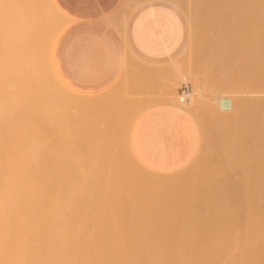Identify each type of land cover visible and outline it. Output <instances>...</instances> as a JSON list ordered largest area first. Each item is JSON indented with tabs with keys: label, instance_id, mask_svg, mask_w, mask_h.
<instances>
[{
	"label": "bare ground",
	"instance_id": "obj_1",
	"mask_svg": "<svg viewBox=\"0 0 264 264\" xmlns=\"http://www.w3.org/2000/svg\"><path fill=\"white\" fill-rule=\"evenodd\" d=\"M25 1L26 0L23 1L25 5L22 4L23 3L22 0L21 1L15 0V2H14V0H12L11 4L14 3L16 5V7H19V8H17V9H19V10H17L18 13H19V11H20V13H24V12H26L25 10H27L26 18L36 17L37 15H40L41 13L44 14V12H47V11H45L47 8L46 9L41 8L40 12L37 11V9L40 7L39 6L35 7V6H37L36 2H29V0H27L26 2ZM30 1H32V0H30ZM217 1H219V0H217ZM253 1H255V0H253ZM1 2H2L1 5L3 6L6 2L9 3L10 1L0 0V3ZM42 2H44V0H42ZM194 2L196 3V1H194ZM16 3L18 5L19 4L20 5L18 6ZM225 3H223V4H225ZM14 4L9 5V6L15 7ZM220 4H222V3H220ZM248 4H249V2H248ZM252 4H251V0H250V5H252ZM189 5H191V4H189ZM234 5H233V7H234ZM250 5H248V7ZM258 5H261V4H258ZM9 6H6V8L9 9L10 8ZM217 6H218V3H217ZM226 6H227V4H226ZM191 7H193V6H191ZM221 7H223V5ZM6 8L0 7V11L3 9H4V11L8 10ZM252 9H251V11L254 12L255 9H253V10ZM262 9L264 11V7ZM262 9L259 11V8L258 7L256 8V10L259 11L258 15H261L260 12H262ZM22 10H24V11H22ZM29 10H31L30 12L31 13L33 12V13L31 14L29 12L30 13L29 14L28 13ZM41 10H43L44 12ZM196 10H198V7ZM226 10H227V8H226ZM4 11H1V13ZM34 12H36V13H34ZM49 12H50V10H49ZM196 12L197 11H195V13ZM216 12L218 13L217 9H216ZM38 13H40V14H38ZM50 13H52V12H50ZM226 13H228V12H226ZM255 13H257V11ZM255 13H252V14L254 15ZM6 14H7V12H6ZM9 14L10 15H7V17H9V19H10V16H11L13 19V16L15 14L14 13L13 14L9 13ZM33 14L35 16H33ZM47 14H48V16L47 15L46 16L49 17V19H47L45 17V15H44V17L42 15H40L41 18L38 17L37 20L34 18L31 19L34 22L29 21V19L27 22V19H25V17H24L25 13L22 15V19L24 17V20L20 19L21 16L19 18L17 16H14V19L15 20L17 19L18 21H15L14 19H13V21H11L12 25L13 24L15 25V27H14L15 29H13V31L14 30L17 31V33L15 31L13 33H15V35H16L20 32L19 26L22 29H24V31L26 30L27 32H29L28 35L32 34V36H36V34L34 35V32H35L34 30L36 28H37L36 29L37 32L39 30V34L41 33L40 31H42V30H43V32L41 34L46 33V31H48L46 28L49 27V25H48V27L46 25L47 22L50 20H51L50 22H52L53 21L52 18H54V17L50 16L49 13H47ZM28 15H31V16H28ZM241 15H243V14H241ZM256 15H255V18H257L256 24H255V21H253L254 24H252V25L257 26L258 25L257 22L262 21L263 20L262 17L264 15H262V17L259 16L261 18L259 21H258L259 17ZM5 16L6 15H4V17ZM208 16L210 17L209 14H208ZM224 16H225V14H224ZM7 17H6L7 20L5 23H9V21H10ZM230 17H231V15H230ZM44 18H45V20H44ZM210 18H212V17H210ZM40 19H42L45 22H43ZM46 19L48 21H46ZM215 19H216V16H215L214 20ZM243 19H245V18H243ZM1 20H3V19H1ZM231 20H233V19H231ZM240 20H242V18ZM245 20L250 21V19L248 20V18H246ZM217 21L218 20L216 19V21H214V22L217 23ZM3 22H1V23L3 24ZM230 22H232V21H230ZM30 23H32V25ZM40 23L41 24L46 23L45 24L46 26L45 25L43 26ZM216 23H215V25H216ZM249 23H251V22H249ZM262 23L263 22H260L261 26H262ZM2 24H1V27H3ZM18 24H19V26H18ZM21 24H25V25L29 24V26L23 27L24 25L21 26ZM33 24L34 25L37 24V25H35V27L36 26L37 27L33 28V26H34ZM50 25H52V24H50ZM40 26H42L44 28L46 27L45 28L46 31ZM250 26H248V29L250 28ZM256 26H254V27H256ZM6 27H8L9 31L7 30V28H5L4 30L6 33L1 34L0 38L2 37V35L5 36V37L3 36L1 39H4L5 42L8 40L7 43L4 42L7 47L8 46L10 47V45H11L10 43L13 41L12 46L10 47L11 49H9V50H12V49L14 50V47H15L14 44L15 45L18 44L17 46H19V43H21L20 41L22 39L20 40V38H17V39L15 38V37H18V35L15 36L12 32H10L11 29H10L8 24ZM216 27H218V26H216ZM242 27H244V26H242ZM254 27L252 26V28H254ZM262 27H259V29ZM27 28L30 31L27 30ZM40 28H42V29L40 30ZM213 28L214 27L212 25V29ZM223 28H225V27H223ZM246 28H247V26H246ZM252 28H250V29H252ZM50 29H51V27H50ZM219 29H217V30H219ZM257 29H258V26H257L256 30ZM24 31H22V32H24ZM49 31H51V30H49ZM237 31H240V30H237ZM237 31H236V34L239 35V37L241 39H243V37L240 36V34L242 33L243 30L240 31L241 32L240 34H239V32L237 33ZM260 31H262V30H260ZM37 32H35V33H37ZM245 32H244V35H245ZM250 32H252V30ZM250 32H248V33H250ZM7 33L9 35V39H8ZM10 33H12V34H10ZM226 33H228V32H226ZM256 33H260V32L258 31ZM263 33H264V31H263ZM263 33H262V35H263ZM49 34H51V33H49ZM49 34L47 33L46 37ZM13 35L15 37H13ZM231 35H234V34H231ZM32 36L30 35V37H28L31 40V41H29V43L30 44L32 42H33V44L37 43V41L34 43L35 37H34V39H31V38H33ZM41 36H43V35H41ZM41 36H38V37H41ZM254 36H255V34H254ZM254 36L252 38H254ZM11 38L13 40H11ZM234 38H235V36H234ZM237 38L238 37L236 36V39ZM246 38L249 39L248 35ZM252 38H250V39H252ZM263 38H264V36H263ZM1 39H0V42L3 41ZM36 39H37V37H36ZM248 39H247V41H249ZM255 39H256V37H255ZM17 40H18V42L15 43V41H17ZM39 40L42 41V43L45 41L44 39H42V37ZM47 41H48V39H47ZM245 41H246V39H245ZM242 42H244V41H242ZM251 42L253 44V41H251ZM27 43L28 42H26V45H28ZM241 43H239V45ZM33 44H31V45H33ZM44 44H46V43L44 42L42 45H41V43L40 44L37 43L36 45H41L43 47ZM246 44H247V42H246ZM23 45H24V43H23ZM208 45H209V43H208ZM249 45H251V44H249ZM249 45L247 44V46H249ZM255 45H256V43H255ZM0 46L2 47L1 44H0ZM46 46L47 45H45L44 49L46 48ZM210 46H211V44H210ZM237 46H238V44H237ZM261 46L264 47V44H262ZM7 47H5V48L8 49L9 47L8 48ZM24 47H26V46H24ZM243 47H244V45H243ZM262 47L260 49L261 52L263 50ZM234 48H235V46H234ZM236 48H235V50H236ZM251 48H252V45H251ZM257 48L259 49V47H257ZM22 49H24V48H22ZM41 49H43V48H41ZM242 49H245V48H242ZM1 50H0V54H1L0 55V60H1L0 63L3 61L9 63V61L3 60L4 59L3 55L6 54L5 53L6 51L5 50L1 51ZM9 50H7V51H9ZM16 50L18 52L20 49L18 48V49H15L14 51H16ZM207 50H208V48H207ZM230 50H231V48H230ZM248 50H245V51L248 52ZM238 51H239V49H238ZM252 51H255V50L253 49ZM9 52H11V51H9ZM196 52H197V50H196ZM207 52L209 53V51H207ZM261 52H258V53L260 54ZM263 52H262L261 56L264 54ZM18 53H20V52H18ZM18 53H16L17 54L16 55L12 51L11 56H13L12 54H15L16 55L15 58H16L18 56ZM239 53H241V52H239ZM251 53H253V52H251ZM211 54H212V51H211ZM211 54L210 53H209V55L207 54L209 56V58H210ZM253 55H255V54H253ZM6 56L8 58V53ZM11 56H10V58H14ZM41 56L42 55H40V58L44 59V57H41ZM208 56L207 57L204 56V57L208 58ZM257 56H258V54H257ZM19 57H17L18 60L21 59L22 61L23 60L25 61V59H23L24 57H22V58L20 57V59H19ZM213 57H214V55H213ZM215 57L218 58L216 55H215ZM34 58L31 57V60ZM40 58L38 57V59H40ZM232 58H234V57H232ZM237 58H239V57H237ZM14 59H12V61L10 59V61L13 62ZM17 59L15 60V62L18 61ZM43 59H42V62L45 63L43 61ZM213 59L215 60V58H213ZM234 59H236V58H234ZM250 59H251V57H250ZM263 59H264V57H263ZM8 60H9V58H8ZM21 60L18 62L21 63L22 62ZM258 60H259L258 67H255L254 65H253L254 67H244V66L239 67L240 69L237 67L239 70L235 67L236 71L237 72L240 71V72L234 73L235 71H233L232 73H229V74L232 75L234 80L236 78L238 79V77H240L239 79H241L242 81L236 79L237 82L235 83L236 80L233 81L235 83L234 84L231 81V80H233V78L229 77V79L231 78V80L227 81V82H230V84L232 82L234 88L232 89V87L229 88V86L228 85L227 86L229 88L230 93L232 90H233V92H235V90L237 92L240 89V93L242 91L243 94H246L247 92L250 94V91H251V95H253L252 94V91H253V93L256 92L255 94H258V95L260 94L259 96H261V97H257L254 94L256 97L255 99L251 95H250V98H245V97L243 98L244 95L241 94L242 99H239V100L237 99L236 101H231L232 99L224 98V100L221 99L218 101L219 102L218 106L214 105L215 107H209V110L213 113H211L208 110V112H209L208 115H210V113L214 114V115H212V117L216 118L215 114H217V116L219 117V118L217 117L216 119L213 118V120L215 121V123L213 121V124L215 125V127L212 124V128L214 127V129H215L214 130L215 133L212 132V133H214L213 134L214 140H209V138H207V140L205 139L206 140L205 142L203 141L204 142V145L202 144L203 148L205 147V149L207 151L206 153L204 152L205 157L201 154L199 159L198 160L196 159V163L190 164L183 172L178 173V174H173V175L171 173H162V174H160V173L155 174L153 172L151 173L148 171L149 169L146 170V167L144 165H142L140 163V161L136 160L137 158L134 156L133 150H130V149H132L131 143L128 142V140L131 139V137H129V135H130V133L132 134V132H129V135H128V131H130V130H127V133L125 132V135H124L123 134L124 130L122 129L123 135L121 134V140L124 139L125 142L124 141L122 142L119 140L121 143H123L121 145H123V146L127 145V147H126L127 150L125 149V147H122L120 145V142L118 141V138H117L118 132H116V131H118L117 130L118 125L116 127H114V126L119 123V122L117 123V121H118L117 119L119 117H122V116H118V113L117 114L115 113L117 111V109L115 111L112 110L114 112V114L111 113V111H107V114H108V112L111 113L108 115L103 114V112L100 113L102 111L101 107L104 108L105 104L109 102L110 98H111L110 100H112V102L115 100V97L117 96V94H119V93H117L118 92L117 90H116L117 92H115V89H114V92H112V93H117V94H114V95L113 94L110 95L111 93L108 94L109 97L112 96L114 98V100L112 99V97H110L107 101L108 97L106 95L105 96L106 100H104L105 103L103 104V106H101V103H103V99H104V97L101 95L102 93L94 94V95H87V94L83 95V94H78L75 92L70 93V90L67 89V90H69V93L71 94V96L74 94L71 98V100H73V101H71V102L73 103L72 105H74V107H75V105H77L75 107V110L78 112L77 113L78 115H76V116H79V117L81 116L80 117L81 119L79 117L75 116L76 119L74 120L75 117L73 116L74 118L73 117L71 118L72 115L70 116V118H69V116H67V119H66V117L64 115L63 119L65 118L66 120L63 121V120H61L62 117L60 119L58 117H59V115H62L64 113V111H66L63 106L66 105L65 103L68 100L67 96H64L67 98V100H65L64 97L59 100V97L55 96L57 98L58 103H59V101L62 102L61 103L62 110H60L61 108L59 105H58L59 107H57L56 105H54V103H52V101H54L53 100L54 98L52 97V99H51V95L53 94L52 96H54V94L56 92H54L53 90H52L53 92H51V90H50L49 92H51L52 94L49 92H47V93H49L51 95L46 93V95L50 96V98L46 97L47 103H46V101H45V103L43 101H41L42 103H38L39 102L38 98H40V96H41V95H39L40 93L37 94V96L39 95V97H37V99H35L36 96L33 92V89L28 88L29 86H31L32 88L35 86L32 84H34L37 79L32 81V79L36 78V77H32V75L34 74V72H35V74L33 76H36L39 74V73L37 74L35 70H37V72H38V69H40V70L43 69V68L41 69V67H39L40 63L38 64L37 59H36V62L34 61V63L32 64L33 66L31 65L32 67H23L24 65L22 63H21L23 65L22 67H20L21 64L19 65V63H16V66L18 64L19 67H15V66L9 67L8 65L9 64L11 65V63L7 64L8 67H4V66L0 67V114H1L0 122L5 123V124H6V122L9 124V121L12 123H15L16 120L11 121L12 119H10V117L11 118L15 117L14 115H16V113H17L16 117H19L20 112H18V110L21 108V106H23L21 103L24 102L25 105L23 107L25 109L23 107L22 108L24 110L30 109V110H32L31 112L34 111L36 114H34V113L31 114V112L28 111L31 114L30 118L27 120V118H28V116H27V118L24 117V119H23L24 121H26L28 123V125L24 126V124L26 122L25 123L24 122L18 123V124H21V127L20 126L19 127L22 130L23 136H24V133L26 135V131L25 130L23 131L24 128L25 129L27 127H28V129L31 128L30 129V131H31V130H34L38 127V130L36 129V131L37 132L40 131V132H42V134L44 132L45 133L44 135H46L47 134L46 133L47 128H48V126H50L48 129V132L52 129L50 132L53 135H51L50 132L48 133V135L50 134L51 137L46 136L47 138H45L44 135H40L41 139H39V140H42V138H44L43 139L44 142H42V143L45 144V142L47 141V144H45V145H48V146L51 142L52 143L50 145L52 146L54 143L53 142L54 140L61 144V141H58L59 140L58 134H59V132H62V128L64 130L65 129L64 126H66V129H70V131L69 130L67 131L65 129L62 132L61 136L59 135V137L63 140L68 137L67 139L69 140L72 137H74V135H76L75 137L77 140L79 138V142L77 140H75V137H74V140L77 142L73 143V146L77 145V143H78L79 145H77V146H79V148H78L79 151L76 148L77 146H75V148H76L75 152L78 151V153H79L80 149L82 150L84 148L81 151V154L80 155L78 154V155L80 156L79 159L80 160L82 159V162L84 160L87 161V162L84 161V163H82L81 161L79 162V159L77 158L78 162L72 163L73 160H70L71 162L67 163L69 160V158L67 159V157H68L67 156L63 159V161L66 160L67 162H64V163L60 162V161H62L61 157H60L61 159L59 160L60 163L57 161V159H55L58 157H55V158L53 157V159L51 161L53 162V160H54L55 161L54 163L50 162V160H48V157L50 159L51 155L48 156L49 153L47 154V151L52 150V151H50V153L51 152L55 153V152H57L56 147H58V152L60 151L59 146H61V145L58 144L59 146H57L56 142H55L54 143L55 146H52V149H50L51 146H49L47 148L44 145L43 149L46 147V151H45L46 154H45V152H43V149H40L41 151L38 149V151L42 152L41 154H43V156L38 155L39 158L40 157L41 158L40 159L37 158V162L31 161L32 162L31 163L29 160H34V158L36 156L33 157V159H32L30 154H32L36 149H33V152H32L31 151L32 149L29 151V148L26 146L30 145L29 146L30 148L34 147L32 145L33 144L35 145V142L29 143V142H32V140H30L32 135L30 136V139L28 137H27L28 139L25 137L26 140H24V141H27V142H28V140H30V141L28 142V144L26 142V146H25V144L23 146L20 143L21 139L23 138L22 134H20L21 131L20 130L16 131L19 129L17 127L18 126L17 122L14 125V127L12 126V128L8 124L6 126H5V124H2V123L0 124V126L2 125L0 127V130L2 131L1 133L5 134L4 129H2V127L3 128L6 127V130L8 133H9V130L12 129V131H10V132H13L14 135H16L17 132H18V134L21 135V137H20V135H17L21 138V139H18L19 144H21L22 147H24V150H22V151H23V153H25L26 156L28 155V157H26V156L25 157L29 159L27 161L28 163L27 162L25 163V161H24L25 157H23L24 154L20 153V151H19V153L22 155H20V157H19V154H18V156H16L17 158L14 157L16 160H13V163H9L12 161H7L8 163H6L5 161H2V160L0 161V162H2V163H0V264H264V64H263V67H261L262 66V64H261L262 60L261 61H260V59H258ZM246 61H249V59ZM5 62H4V64H5ZM15 62H13V63L15 64ZM30 62H32V61H30ZM39 62H41V61H39ZM28 63H29V61H28ZM35 63H37L39 66L36 64L37 66L35 67V70H34L33 67H34ZM25 64H27V63H25ZM29 64H27V66ZM257 64H258V62H257ZM199 65H200V63H199ZM211 65H213V64H211ZM42 66H44V64ZM238 66H240V65H238ZM7 68H9V72L7 71L8 70ZM209 68L211 69V66ZM221 68H219V71ZM225 68L226 67H224V69ZM203 69H204V67H203ZM224 69L222 68L223 72H222V70L219 72V71H217V69L216 70L211 69V70L214 71L216 76H220L222 73L226 72V71H224ZM227 69H228V67H227ZM33 70H34V72L32 73ZM43 70H44L43 75L48 76V74H49V76H48V78H49L51 74L48 73L47 75H45L47 73V71H46L47 69L44 68ZM233 70H235V69H233ZM30 71H31L32 75L30 74ZM125 71H126V73H124V74H126V77H127V69ZM125 71H123V72H125ZM198 71L199 70H197V72ZM216 71L218 73H221V72L222 73L219 75L216 73ZM5 72H6V76L10 77V80H9L10 82L12 80L13 84H15V85H16V83L18 84L17 87H19V84H20L23 88H25L24 82L25 83L27 82L26 87L28 86L27 88H28L29 92L30 91L32 92V93L27 92L29 94L25 93L27 95L26 98H28V100L30 99L29 101L26 98H24L25 97V95H24V97H23L24 101H22L19 98L20 99L19 101H22V102H19V105H15V103L17 102L16 100H14L16 102L13 103L14 101L11 98H13V96L16 95L15 94L16 91L21 93V91H19V90L22 87L19 88V90H16L17 87H14V85L12 84V87H14V88H12V87H9V88H12L13 90L12 89H10V90H12L13 92L10 90L8 92L7 91L8 88H5L6 92H4V87L2 88V81L6 77ZM7 72L9 73V76H8ZM40 73L42 74V72H40ZM172 73H173V71H172ZM191 73L193 74L192 77H194V73L193 72H191ZM205 73H207V72H205ZM233 73L235 74L234 76H233ZM240 73L242 74V76L240 75ZM207 74H205V75H207ZM188 75H189V73H188ZM215 75H212V76H215ZM52 76L58 82L55 75L53 74ZM235 76H238V77L235 78ZM154 77H152V78H154ZM122 78L126 79L124 77H122ZM196 78L197 77H195V82H199ZM220 78H221V76H220ZM40 79H42V78H40ZM49 79L45 78L44 80H47L46 82H48V83L50 82V84H48V85L49 86L52 85L51 86V89H52V87L55 85V83H53ZM38 80L36 82H38V84H39ZM205 80H206V78H205ZM221 80L222 79H220V81ZM223 80H225V78ZM40 81H42V80H40ZM10 82H9V84H10ZM32 82H34V83H32ZM239 82H241V83H239ZM22 83L24 85H22ZM30 83H31V85H27ZM38 84H37V87L35 86V89H37L39 87ZM59 84H61V83H59ZM155 84H156V81H155ZM221 84H222V82H221ZM41 85H44V84L42 83ZM140 85L142 86V84H140ZM49 86L47 88L50 89ZM62 87H64V86H62ZM151 87L152 86H150V88ZM27 88H25L26 91H28ZM147 88L150 91V88L149 87H147ZM14 89H15V91H14ZM43 89H44V87H43ZM43 89L41 91H44ZM144 89L145 88H143L142 90H144ZM154 89H156V88H154ZM206 89H209V88H206ZM222 89H223V85L220 86L219 90L221 91ZM21 90H23V89H21ZM2 91L5 93L6 96H8L7 93L12 92V94L11 93L9 94L7 99L10 97V99H11V100L9 99L10 104H11V101H13L12 103L14 104V106L12 104L10 106V108L11 107L16 108V109H13V108L12 109L16 110L17 112L9 109V105H10L8 103L9 101L7 102L6 96L3 95L4 93ZM36 91H38V90H36ZM144 91L146 93L149 92V91H147V89H145ZM226 91H228V90H226ZM18 92H17L16 98L20 97V96H18ZM57 92L59 93L60 90L59 91L57 90ZM145 92H144V94H145ZM236 92H235V94H236ZM36 93H38V92H36ZM151 93H152V91H151ZM33 94H34V96H33ZM61 94H64V93H61ZM61 94H60V97L63 96V95L61 96ZM173 94H174V92H173ZM237 94H239V92ZM21 95H23V94L21 93ZM43 95L44 96H41L40 100H42L45 97V94H43ZM169 95H170V93H169ZM4 96H5L6 100L4 99V101H2ZM57 96H59V94ZM1 97H2V99H1ZM251 97L253 99H251ZM14 98H15V96H14ZM171 98L168 99L169 102L172 100ZM238 98H240V97H238ZM25 99L27 100V103H26ZM234 99H235V97H234ZM43 100H45V99H43ZM61 100H64V101H61ZM173 100H175V98ZM48 101H49V103H48ZM68 101H70V99ZM118 101H119V99H118ZM3 102H4V105H2ZM129 102L131 104V101H129ZM179 102L180 103L184 102V97L179 96ZM196 102H197V100H196ZM198 102H200V100ZM206 102L209 103L210 100H208ZM63 103H64V105H63ZM109 103L112 104L111 102H109ZM173 103H174V101H173ZM200 103H202V101ZM205 103L203 104L205 109H206V107L211 106V104L206 105ZM6 104L8 107L6 106ZM38 104L41 108L38 107ZM41 104H43V106H41ZM110 104H106V105L109 106ZM44 105H46L45 109L48 108V105H49V109H47V110H49L48 111V114H49L48 117H46L47 110H46V113L43 112L44 111V109H43ZM86 105H89V106L84 107ZM153 105H155V103ZM170 105H174V104L171 103ZM196 105H199V104L196 103ZM15 106H17V107H15ZM80 106H82V108L84 107L87 109L81 110ZM96 106H98L97 108H99V110L95 109ZM115 106L117 107V104ZM50 107H51V110H50ZM78 107L80 109H78ZM88 107H89V109H88ZM192 107H190V108H192ZM201 107L203 108V106H201ZM38 108H39V111H40V109H42L43 111L38 112V110H37ZM147 108L149 109L150 107L147 106ZM202 108L199 109V107H198L199 110H201ZM57 109H58V111H57ZM68 109H67V111H68ZM100 109H101V111H100ZM122 109H123V107H122ZM213 109H215V110H213ZM22 110H20V111H22ZM71 110H73L75 113V110L71 109V107H70V112H72ZM104 110H106V109H104ZM199 110H197V114H198ZM218 110L221 112L220 115H218L219 114ZM51 111H53V112L56 111V112L54 114H53V112L49 113ZM85 111H87V113ZM205 111H204V113H207V110H205ZM11 112H15V114H13ZM23 112H26V111H23ZM41 112H42V114L44 113V115L41 114V116H45L46 119L50 118V120H52V121H49V123H48V119L46 120L45 117H44V119L41 118V116L39 117ZM57 112H58V114H57ZM61 112H63V113H61ZM66 112H65V114H66ZM70 112L68 111L69 114H73ZM88 112L90 113V115ZM117 112H119V111H117ZM10 113L12 115H9ZM22 113H20L21 116H22ZM82 113H84L85 115ZM99 113H100V115L101 114L104 115V118H106V121L104 118H103V121L106 123L109 122V119L114 121L115 116H118V117L116 118L115 122L112 121L111 126H109L107 123L106 126L104 124L103 125L104 127H101L103 124V121H101L102 119H99L100 118V117H98ZM200 113H203V112L199 111V114ZM23 114L28 115L29 113L28 114L23 113ZM123 114H121V115H123ZM192 114H193V112H192ZM112 115L114 118H112ZM49 116H51V117H49ZM94 116H96V117H94ZM109 116L112 119L109 118ZM204 116L202 115V117H204ZM53 117L54 118L57 117V118L54 119ZM92 117L94 118V120ZM212 117H210V118L212 119ZM38 118H40V119H38ZM208 118L209 117H207V119ZM17 119H18L17 121H19L20 118H17ZM41 119H43L44 121ZM68 119H70V121H69L70 123L69 124L64 123L65 121L68 122L67 121ZM71 119H73V120L71 121ZM82 119L83 120L85 119L84 123H83ZM197 119H198V115H197ZM2 120L3 121L8 120V121L3 122ZM23 120H21V121H23ZM60 120L63 121L64 126H63V124H61L62 122H60ZM78 120L80 123L82 122L83 125L79 124V122H77ZM86 120L91 121V122L89 121L91 123L89 126H87L88 122ZM98 120H100L101 123ZM56 121H57V123H56ZM121 121L122 120H120V122ZM46 122H47V124H46ZM53 122H55V123H53ZM85 122H87V123H85ZM93 122L95 124L96 123L97 124L95 125ZM123 122H124V120L122 121V123ZM122 123H121V126H122ZM206 123H207V121H206ZM38 124H40L41 126ZM48 124H50V125H48ZM52 124H53V128H51ZM60 124L62 127L60 126ZM71 124L73 125V127L76 125H77V127H74V129H73ZM100 124H101V126H100ZM11 125H13V124H11ZM46 125H47V128L45 127ZM54 125H57V126L59 125V126L58 127L55 126L56 127L55 128ZM78 126H79V128L82 127V130H85L84 131V134L86 133L85 136H89L90 133H92V134L95 133V136L98 137V135H99V138L103 137L106 140H104L103 138L101 140V139L95 137L97 140L94 138L96 140V141H94V139H91L94 137V135H92V136H89V137H91L90 139H88L89 137H86L85 141H82L83 136H81V135L83 134V132H81V133L78 132L80 134L79 136H78V134H76V132L78 131L77 129H79ZM83 126H84V128H83ZM96 126H97V128H96ZM7 127H10V128H7ZM16 127H17V129L13 130ZM22 127H24V128L22 129ZM39 127H40V129H39ZM43 127H44V129L42 130L41 128H43ZM59 127H60V129H59ZM85 127L86 128L91 127V128H89L90 133L88 131L89 129L86 130ZM105 127H107V128H105ZM118 127H120V125ZM54 128H55V130H54ZM57 128L59 129V131ZM75 128H77V129H75ZM103 128H104V130H103ZM115 128H116V131H115ZM112 129H114L115 132ZM44 130H46V131H44ZM92 130H95V132L94 131L92 132ZM99 130H102V132ZM27 131H29V130H27ZM34 131H31L30 133H28V136H29V134H31ZM36 131L34 133H36ZM57 131H58V133H57ZM79 131H81V130H79ZM211 131H213V129ZM40 132H38V134ZM64 132H65V134L67 133V137H65L66 135L64 134ZM68 132H69V134H68ZM98 132L102 133V135L100 136V134ZM8 133L5 135L7 136ZM87 133H89V134H87ZM114 133H115V135H113ZM212 133L210 135H212ZM70 134H72V135H70ZM119 134H120V131H119ZM119 134H118V136H119ZM9 135H11V134H9ZM54 135H55V137L58 138L57 140L54 137ZM17 136H15V137L17 138ZM37 137H39V136H37ZM80 137H81V139H80ZM126 137H129V139H127ZM1 138H3V137H0V140H1ZM52 138L53 139L55 138V139L53 140ZM211 139H212V137H211ZM219 139H221L223 142L226 140V142L229 144V146H227L225 144L227 146L225 148H223V147L211 148L210 145H213L214 143L217 144V142H214V141L219 140ZM8 140H7V143H10L11 141L13 142L15 139L12 138V140H10L9 142H8ZM18 140L16 139L14 141L16 143L13 142V144H15V145L12 146V143L10 144V146H12V147L8 146V144H5L6 142L2 143V144L0 143L1 150L3 148V145L4 146L7 145V149L5 147V149L3 148L4 150H2V151L0 150L1 154L5 155V153L3 154V151L4 152L7 151V154H10L11 150H14L16 148L15 146L19 145L17 143ZM36 140H38V139H35L34 141H36ZM68 140H67V143H69L68 145L69 146H70V144L72 145V140H71V142H69ZM86 140L88 142L91 140L89 143L85 144L86 146L89 144L88 148L90 147L91 149L90 148L85 149L86 146H84V143L86 142ZM92 140H93V142H92ZM108 140H109V142L111 141V144L108 142ZM5 141H6V138H5ZM97 141H99L98 142L99 144L96 143ZM100 141H102V142H100ZM81 142H84V143H81ZM218 142L221 143L220 141H218ZM124 143H126V144H124ZM240 143H241V145H240ZM64 144H65V148L69 147V146H66L65 140L62 142V145H64ZM95 145H96V147H95ZM97 145H99V146H97ZM111 145H112V149L114 148V146L118 147V150L116 149L114 151L115 153L113 152L114 149L110 150ZM36 146H35V148H39ZM222 146H224V144ZM22 147L20 149H23ZM53 147H55L56 149ZM109 147H110V149H109ZM9 148H14V149H11L9 151L8 150ZM27 148H28V151H25V149L27 150ZM62 148H63V146H62ZM95 148H97V149H95ZM47 149H50V150H47ZM54 149H55V151H53ZM63 149L61 150V152L59 154L63 153L62 152ZM71 149H72V146H71ZM71 149L69 148L66 150H68V152H69ZM119 149H123V150H119ZM101 150H104V151H101ZM116 151H117V153H116ZM127 151L130 152L129 155H132V156H129ZM28 152L29 153L31 152V153L29 154ZM68 152H66V153H68ZM100 152L102 154H99ZM124 152H126V154ZM11 153L13 155L15 154V152L13 153V151ZM16 153H18V151H16ZM88 153H89V155H88ZM109 153L112 154L111 159H113V160L111 162L107 163L108 161H106V160H107V156ZM7 154H6V156H4L5 158H1V159L8 158L9 160H12L11 158H13V156L10 155V158H9V157H7L8 156ZM34 154H35V152H34ZM51 154H53V153H51ZM97 154H99V155H97ZM116 154H118V155H116ZM2 155H0V157ZM29 155H30V157H29ZM55 155H56V153H55ZM75 155H77V154H75ZM75 155H73V156H75ZM61 156H63V154ZM87 156H89L90 158H88ZM71 157H72V155H71ZM18 158H19V160L22 159L21 162L18 160ZM75 158H73V159L75 160ZM94 158H95V160H94ZM104 158H105V160H104ZM129 159L132 161H129ZM43 160H45L46 163H44ZM14 161L16 163H14ZM17 161H19L20 163H17ZM23 161H24V163H23ZM56 161L58 164L56 163ZM3 162H5L6 164H4ZM101 162L103 164H101ZM104 162L106 163V166H105ZM40 163H43V164H40ZM61 163H63V164H61ZM236 174H241V178L235 177L236 179L231 180L230 177L233 175H236ZM238 176H240V175H238ZM227 197L232 198L234 201L237 200L236 201L237 204H235V205H238L239 200L241 201V203H239V204H241V206L239 207V208H241L240 212H239V210L238 211L234 210V211H236V213H235L236 216H234V219L237 220L235 218V217H238L237 214L241 215L240 217L242 219H240V218H238V219L243 221L242 223L244 226H243V228L241 227L242 231L241 232L239 231L240 233H236L235 235H231V236L225 235L226 237H224V236L220 237V236H222V233H223L222 232L223 227H224V230H225V227H227V225H224L226 220L227 221H228V219H230L231 221L233 220L231 217H229L230 215H227L229 218H226L227 216L225 213H227V210H225V212H224L225 215L223 214V212L221 214V216L224 215V216H222L223 218L222 217L221 218L222 219L225 218L226 220H222L220 218V216L217 214L218 210L216 212V210L214 211L212 209L214 211V213L216 212V215L213 214V211H211L212 212L211 213L212 214V220L217 219V217L219 216L218 219H220V226L222 227L224 225L222 228L219 227V230H217L219 224L216 225V223H214V226H212V224H211L215 220H213V221L211 220L209 222L211 217L207 216L210 218V219L208 218L207 221L209 222V224H211V225H208V223L206 221L207 217H206V219H204L203 217H205L207 214H209L208 207H211V208L213 207L216 209L221 208V209H219V212H220V210H223V207L225 209V206L226 207H228L229 205L231 206L232 205V204H230L231 202L228 203V201L226 200ZM232 199H230L229 201H231ZM233 200H232V203L234 204ZM201 205L203 207L205 206L208 209V211L207 210L205 211L206 208L205 209L201 208V210L204 209L203 212L205 211L206 214L205 213H203V214H205V216L201 215L202 212L199 213L198 210L195 209L196 207H199ZM235 205L232 206V209H233V207H235ZM229 208L231 209V207H228V211H229ZM236 208L237 207H235L234 209H236ZM193 209L197 210V212L193 211L192 213H189V211H187V210H190V212H191V210H193ZM232 209L230 211H232ZM228 214H229V212H228ZM181 215H183V216H181ZM184 215H186V216L184 217ZM214 215H215V217H213ZM233 215L234 214H232L231 216L233 217ZM177 216H181V217L178 218ZM218 219L216 221H218ZM235 220H233L232 222H234ZM221 221L222 222L225 221L223 223V225H221L222 224ZM237 221L239 223H241V221H239V220H237ZM232 222H230V223H232ZM230 223L228 222V224H230ZM239 223H238V225H239ZM208 226L214 227L217 231L215 229H213L212 227H211V229H213V231L211 230L212 232L209 230H206ZM234 227H236V225ZM185 229H190V230L186 231ZM232 229L233 228H231V230ZM183 230H185V233L186 232H188V233L183 234L181 232ZM205 230L211 232L212 234L216 233V234H218L219 237L217 238L215 235H214V237H216V238H214L212 235L207 236L209 233L205 232ZM214 230H215V233H214ZM220 230H222V231H220ZM203 232H205L207 234L206 235L201 234ZM225 232H226V230H225ZM225 232L223 233V235L226 234ZM227 232H228L227 234H230L229 233L230 230H227ZM234 232H237V231H234ZM234 232H231V233H234Z\"/></svg>",
	"mask_w": 264,
	"mask_h": 264
},
{
	"label": "crops",
	"instance_id": "obj_2",
	"mask_svg": "<svg viewBox=\"0 0 264 264\" xmlns=\"http://www.w3.org/2000/svg\"><path fill=\"white\" fill-rule=\"evenodd\" d=\"M8 1L10 2L9 3L6 2L5 4L3 3L4 4L3 6L1 5L2 4L1 2L0 7L6 8V6L14 4V3L11 4L12 0H8ZM23 1L24 0H22V2ZM194 1H196V3ZM255 1L251 0V4L252 3L253 4L250 5V0L248 1L247 0H229V1L228 0H219V1L217 0H193V1L192 0H44V2H42V0L41 1L29 0V2H36L37 6L35 7L38 6L40 7L37 9V11L39 12L41 8L42 9L47 8L45 10L47 12L41 10L44 12V14L42 13L41 14L38 13V14L42 15L43 17L45 15L47 19H49V17H47L48 16L47 13H49L50 16L54 17V18L51 17L53 19L52 21L53 23L50 22L51 20L48 21L47 19L46 21H48L49 23L48 22L47 24L40 23L43 26L46 24L47 27L49 25L48 27L49 29L45 27L48 31H46L44 27L40 26L46 31V33L43 34H41L43 30L40 31L41 32L40 34L43 36L39 34V30L38 32L36 31L37 26L35 27V25L37 24L35 25L33 24L34 25L33 28L34 27L36 28L34 30L35 32H37V33L34 32V35L36 34V36H32V34L30 35L33 37L31 39H34L35 37L34 43L37 41V43L39 44L41 43V45L44 42L46 43L47 39L48 40L49 39L51 40L53 38L55 39L53 43V50L51 53L52 64L54 66L52 68H54L56 75L62 81L63 86L65 85L66 87H69L77 91L78 94H83V95L84 94L94 95V94L102 93L101 95L104 97V99H103V103H101V106H103V104L105 103L104 100H106L105 99L106 95L108 97L107 98L108 101V99L112 97V96L109 97L108 95L109 93H111L110 95L119 93L115 97V100L112 97V99L114 100L113 102L112 100H110L111 98L109 99V102H111L112 104L108 102L106 104H110L109 106L105 104L104 108L101 107L102 111L100 109L101 111L100 113L103 112V114L105 115L111 113L114 114L113 111L117 109V111L119 112L116 111L115 113L116 114L118 113V116H122L117 119L118 120L117 123L118 122L119 123L114 126L116 127L117 125L118 126L120 125V127L117 126L118 131H116L115 128V131L118 132L117 133L118 141L119 140L122 142L124 141V139L121 140V134L123 130H124L123 133L124 135L125 132L127 133V130H130L128 131V135L129 132H132V134L130 133L129 135V137H131L130 139L131 147L138 161H140V163L145 167H147L148 169H152L160 173H171V172L179 171L180 169L188 165L193 160L197 152L199 137H200L199 126L196 122L197 119L195 120L192 114H190L188 111H186L181 107H177L174 105H167V104H159L153 106L152 105L153 101L149 102L146 105L136 108V98L134 96V93L136 94L137 84L139 82V84L143 85L145 81L146 84H148L150 79L153 80L152 67H173L174 64H178V67H201V66L202 67H208V66L234 67L231 63L227 61L226 57L231 55L230 51H227V49L232 48L233 45L232 41L236 39V36L239 39H241L239 35L236 34V31L237 30L240 31L243 30L244 32L246 31L245 35L243 31L242 33L240 31H237V33L238 32L239 34L241 33L240 36L243 37V39H246L247 35L249 34L248 32H250L249 30H247L248 26L254 24L253 21H255L256 24L257 18H255V15L257 14L256 16L258 17L259 16L262 17V15H264L263 14L264 11L262 9L264 7L263 3H261L263 6L261 5L260 8L258 5H256V3H254ZM22 4H24V2ZM222 5L223 7H221ZM233 5L234 7L235 6L236 7L234 8ZM248 5L250 6L248 7ZM254 6L256 8L258 7L259 11L262 9V12H260L261 15H258L259 11L256 10ZM197 7L199 11L196 10ZM17 8L19 7H16L15 5V7L11 6L9 9L6 8L9 11L8 10L4 11V9L1 10L4 11L2 12L3 14L0 11L1 19H4V15H10L9 13L12 14L14 13L15 14L14 16H17L18 18L21 16L20 19H22V15L25 13L24 17L25 19H27V22L28 19L29 21L34 22L31 20L32 18L36 20L38 17L41 18L40 15H37L36 17H32V18L31 17L26 18L27 10H25L26 12L24 13H20V11L18 13L17 10L19 9ZM226 8L228 11L226 10ZM252 8L255 9L254 12L251 11ZM48 9L52 13H50ZM216 9L218 13L216 12ZM30 11L31 10H29L28 13ZM195 11L197 12L195 13ZM225 11L228 12L229 14L226 13ZM256 11L257 13H255ZM6 12L7 14H5ZM252 13L255 14L253 15ZM208 14L213 19L210 18ZM241 14H243L244 16ZM33 16L35 15L33 14ZM215 16L216 19L219 21V22L217 21V23L214 22L216 21V19L214 20ZM249 16L252 17L250 18ZM24 17L22 20H24ZM260 17L258 18V21L261 19ZM241 18L242 20H240ZM243 18L245 19L248 18V20L250 19V21H247ZM262 19L263 20L260 22H263L262 24H264V16L262 17ZM2 21L3 20H1V22ZM15 21L18 20L16 19ZM260 22H257V24L259 25ZM246 23L249 24L247 25ZM7 24L9 25L12 31V28H14L15 25L14 24L12 25L11 21H9V23ZM30 24L32 25V23ZM2 25L3 27L1 29L2 32L0 31L1 32L0 35L6 33L4 30L5 23H3ZM22 25H24L23 27L29 26V24L28 25L21 24V26ZM212 25L214 27L213 29H212ZM241 25L244 27H242ZM216 26H218L220 29ZM222 26L225 28H223ZM239 27L242 28L240 29ZM6 28L9 31L8 27ZM42 28H40V30ZM19 30L20 32L16 34L18 35V37H15L16 36L15 34H14L15 36L13 35V37H15L16 39L20 38V40L22 39L21 41L19 40L21 42L19 43V46H17L18 44L17 45L14 44L15 47L17 46L16 48L14 47V50L19 48L20 53H18L17 50L16 51H14L13 49L9 50L11 49L10 47L12 46L13 41L10 43L11 45L10 47L8 46L9 47L8 48L5 45V43H7L8 40L5 42L4 39H1L4 35H2V37L0 38L1 40H3L2 42H0V44L2 45V47L0 46L2 50L1 49L0 50L4 51L6 49L5 47L8 48L5 50L6 54L3 55L4 56L3 60L9 61V63H13L15 62L17 57L20 56L21 58L24 57L23 59H25V61L24 60L23 61L25 63L28 64V61L29 62L32 61L31 64H33L34 61L36 62L37 59L38 64L40 63V66L37 63H35L34 67L38 65L39 67L44 68L45 64L42 62V59L40 58L41 54L39 55L37 50L38 47H42V46L36 45L37 43L33 44V42L31 43L33 45H31L29 43V41L31 40L30 38H28L30 37V35H28L29 32H27L26 30L24 31V29H22L20 26H19ZM27 30L29 29L27 28ZM15 32L17 33L16 30ZM47 33L48 34L51 33V34L47 35L46 37ZM38 36H41L42 39H44L45 41L42 43V41L39 40L41 39V37ZM36 37L40 42L36 39ZM11 40L13 39L11 38ZM17 42L18 40L15 41V43ZM26 42H28L27 44L29 46L26 45ZM46 44H44L43 47H45ZM217 48H220L221 50L220 51L213 50ZM7 50L11 52L13 51V53L15 54L18 53V56L16 58L15 56L17 54L16 55L12 54L13 56H11V52ZM207 51H209L210 54L212 51L214 57L211 54L212 56L210 55L209 58L208 56L209 53ZM7 53L9 60L6 56ZM215 55L218 58H216ZM10 56L14 57L15 59L10 58ZM204 56L205 57L208 56V58H205ZM31 57L32 58L35 57L36 59L34 58L31 60ZM38 57L40 59H38ZM213 58H215V60ZM10 59L11 61L12 59H14V61L11 62ZM18 61L15 62V64L16 63L20 64V62ZM23 61L21 63L24 65V67L27 66V64H25ZM39 61H41L42 63ZM4 62L5 61L2 62V65L4 64ZM5 64L3 66H5ZM43 64L44 66H42ZM126 69H127V77L126 74H124L126 73L125 71ZM122 77L126 79H123ZM50 81L53 82L52 79H50ZM48 84H50V82L47 83V85ZM47 85H45V87L49 86ZM51 86H49L50 87L49 91L50 90L51 92L54 91L59 95L62 93L59 85L55 84L53 86L54 88L52 87V89ZM114 89L115 92L117 91L118 92L112 93L114 92ZM36 90L37 89L34 90V94L36 96L35 99L37 98ZM57 90L58 91L60 90L61 93L60 92L58 93ZM164 99L168 100V97L166 96V98ZM129 101H131L132 105L130 104ZM116 104L117 107L115 106ZM76 106L77 105H75V107ZM87 106L89 105H86L84 107ZM98 106H96L95 109L99 110V108H97ZM121 106L123 107V109ZM147 106H149L150 108L148 109ZM80 107L81 110L87 109L84 107L82 108V106ZM78 109L80 108L78 107ZM107 111H111V113L108 112L107 114ZM85 112L87 113V111ZM100 113L98 117H100L99 119H102L101 121H103L104 115L101 114L102 115L101 116ZM110 116L109 118H111ZM118 116H115L114 121L109 119V122H107L108 125L111 126L112 121L115 122ZM112 118H114L113 115ZM104 119L106 121V118ZM120 120L122 121L124 120L125 123L124 122L122 123V121L120 122ZM90 122L88 123V126L91 124ZM107 123L103 121L102 126L101 124L100 126L104 127L103 125L105 124L106 126ZM121 123L123 127L121 126ZM91 127L86 128V130H88ZM112 130L114 131V129ZM88 131L90 133V129ZM93 131L95 132V130H92V132ZM99 131L102 132V130ZM85 134L83 133V135ZM99 134L100 136L102 135V133ZM113 135H115V133ZM129 137L126 138L129 139ZM129 161L132 160L129 159Z\"/></svg>",
	"mask_w": 264,
	"mask_h": 264
},
{
	"label": "rangeland",
	"instance_id": "obj_3",
	"mask_svg": "<svg viewBox=\"0 0 264 264\" xmlns=\"http://www.w3.org/2000/svg\"><path fill=\"white\" fill-rule=\"evenodd\" d=\"M261 1H262V0H261ZM261 1H260V0H256V1H255L256 5L261 4V3L264 4V0H263V2H261ZM261 5H262V4H261ZM261 5H258V6H261ZM185 10H187V9H185ZM5 14H6V13H5ZM2 17H3V15H2ZM6 17H7V15H6V16L4 17V19H3L4 22L2 21L3 23L6 22V20H7ZM7 18L9 19V17H7ZM0 19H1V14H0ZM11 19H12V17L10 16V19H9L10 21H13L14 16H13V19H12V20H11ZM14 20H15V19H14ZM0 21H1V20H0ZM7 22H8V21H7ZM1 24H2V23L0 22V30L2 29ZM259 25H260V24H259ZM259 25H257V26H258V29H259V27H262V26L264 27V24H262V26H261V25L259 26ZM2 26H3V25H2ZM6 26H7V23H5V27H4V28H6ZM252 26L254 27L255 25H251L250 28H252ZM257 26L254 27V28H252V29L249 28L250 30L248 29L249 31L252 30V32L249 33L250 35L248 34L249 39L246 38V41H245V39H241V40H240V39H234V40L232 41V42H233V45H232L231 50H230V49H227V51H230L231 55H230L229 57H226V59H227V61H228L229 63L233 64L234 67H228V69H227V67H226V68H225L226 70L224 69V67H222V68L224 69V71H226L225 73H222L223 70H222L221 67H216V68H215V67H213V68L211 67L212 70H214V69L216 70V69H217V71H219V68H221L220 71L222 70L221 73H222L223 75H222L221 73H218V72L216 71L217 74H219V75L221 74V75H220L221 78H220V76H216L215 73H214V71H212L209 67H204V69H203V67H201V68H200V67H178V64H174L173 67H152V69H153V77L155 76L156 78L154 77L153 80L150 79L151 82L149 81L148 85L146 84V81H145V82H144V85H142L143 87H142V86L139 84V82H138V84H137V89H136L137 91H136V94H134V96H135V98H136V104H137V105H136V108H137V107H141V106H143V105H146V104H148L149 102H151V101L153 100L152 105L155 103V105H153V106H156V105H159V104H167V105H170V104L172 103V104H174V106L181 107V108H183V109L185 108V110L188 111L190 114H192V112H193L194 115H193V114H192V115H193V117H194L195 120L197 119V115H198V119L196 120V122H197V124H198V126H199L200 137H199V144H198L197 152H196V154H195L193 160H192L188 165H186L184 168L180 169L179 171L171 172L172 175H173V174L181 173V172H183V171H184V170H185L190 164L196 163V159L198 160L201 154L205 157V153H206L207 151H206L205 147L203 148L204 142L207 140V138H209V140H214V136H213V134L215 133V131H214V130H215V129H214L215 125L213 124V121H214L213 118H214V117H212V115H214V114H211V113H213V112H211V111L209 110V107H215L216 105L218 106V103H219L218 101L221 100V99L224 100V98L232 99L231 101H236L237 99H238V100H239V99H242V95H241V94H243V93H242V91H241V93H240V89H239V91H237V92H236V90H235L236 94H235V92H233V90H232V89L234 88V87H233V83H234L233 81H235V80L237 79L236 77H238L239 75H238V76H235L236 79L234 80V78L232 77V75H230L229 73H232L233 71H235L234 73H236V72H237V71H236V68H237V67H238V68H239V67H243V66H244V67H254V66H255V67H258V65H259V60H258V59H260V61L262 60V61H261L262 66H261V65H260V66L263 67V64H264V61H263V60H264V59H263L264 54L262 55L263 57L261 56V54H262V52L264 51V47H262L261 45L264 44V38H263V36H264V33H263L264 28L262 27V28H260L259 30L257 29L260 33H256V32H258V31L256 30ZM13 29H14V28H12V31H11L12 33L15 31V30L13 31ZM253 29H254V30H253ZM255 30H256V31H255ZM260 30H262V31H260ZM253 31H254L255 33H254ZM12 33H10V34H12ZM253 33L255 34V36H254ZM262 33H263V35H262ZM13 34H15V33H13ZM258 34H259V35H258ZM251 35H252V36H251ZM253 36H254V38H252ZM259 36H260V37H259ZM261 36H262V37H261ZM255 37H256L257 40L255 39ZM258 37H259V38H258ZM8 38H9V35H8ZM250 38H252L253 40L250 39ZM260 38H261V39H260ZM247 39H248L249 41H247ZM254 40H255V41H254ZM258 40H259V41H258ZM260 40H261V41H260ZM54 41H55L54 38L51 39V40L49 39L48 41H46V43H47L46 45H47V46H46L45 49H44V47H43V49H41L42 47H39L37 50H38V54H39V55L41 54V55H42L41 57H44V59L42 58V59L44 60V62H45V63H44V64H45V67H44V68L47 69V70H46L47 73L45 72V73H46L45 75H47L48 73H50V74H51V75H50L51 78H50V77H49V78H50V79H52V78L54 79V77L52 76V75L54 74L55 77L57 78L58 82H59V83H62V81L60 80V78L56 75V73H55V71H54V68H52V67H54V66H53V64H52L51 53H52V50H53V43H54ZM234 41H235V42H234ZM239 41H240V42H239ZM242 41H244V42H242ZM251 41H253V44H252ZM238 42H239V43L242 42V43L239 45ZM246 42H247L248 45L251 44V45H252V48H251V45H249L250 47L247 46ZM248 42H249V43H248ZM258 42H259V43H258ZM262 42H263V43H262ZM255 43H256V45H255ZM257 43H258V44H257ZM261 43H262V44H261ZM237 44H238V46H237ZM243 45H244V47H243ZM245 45H246V46H245ZM234 46H235V48L237 47L236 50H235ZM241 47H242V48H245V49H242ZM246 47H247V48H246ZM257 47H259V49H258ZM261 47H262V49H263L262 52H261V50H260ZM256 48H257V49H256ZM233 49H234V50H233ZM238 49H239V51H238ZM248 49H249V50H248ZM253 49H254L255 51H252ZM213 50H215V51H220L221 49H220V48H217V49H213ZM245 50H248V52L245 51ZM259 50H260V51H259ZM19 51H20V50H19ZM19 51H18V52H19ZM233 51H234V52H233ZM236 51H237V52H236ZM243 51H244V52H243ZM256 51H257V52H256ZM239 52H241V53H239ZM251 52H253V53H251ZM258 52H261V53L259 54ZM233 53H234V54H233ZM263 53H264V52H263ZM235 54H236V55H235ZM253 54H255V55H253ZM257 54H258V56H257ZM234 55H235L236 57H235ZM45 56H46V57H45ZM252 56H253V57H252ZM255 56H256V57H255ZM259 56H260V57H259ZM232 57L236 58L238 61H237L236 59L232 58ZM237 57H239V58H237ZM250 57H251V59H250ZM256 58H257V59H256ZM223 59H224V58H223ZM248 59H249V61H246V60H248ZM254 59H255L256 61H255ZM241 60H242V61H241ZM251 60H252V61H251ZM6 61H7V60H6ZM235 61H236V62H235ZM253 61H254V62H253ZM232 62H233V63H232ZM234 62H235V63H234ZM249 62H250V63H249ZM257 62H258V64H257ZM29 63H30V64H29ZM29 63H28L29 65H28V66H25V67H32V66H31V65H32L31 62H29ZM244 63H245V64H244ZM1 64H2V62L0 63V65H1ZM7 64H9V63L6 62V64H5L6 66H4V67H8V66H9V67H14V66H15V67H19V65H20L21 63H20L19 65L17 64V66H16V64H14V63H11L12 66H11L10 64L7 66ZM256 64H257V65H256ZM238 65H240V66H238ZM246 65H247V66H246ZM249 65H250V66H249ZM253 65H254V66H253ZM22 66H23V65H20V67H22ZM175 66H176V67H175ZM0 67H3V65H1ZM23 67H24V66H23ZM235 67H236V68H235ZM33 68H34V70H35V67H33ZM38 68H39V67H38ZM42 68H43V67H42ZM42 68H41V69H42ZM44 68H43V69H44ZM196 68H197V69H196ZM238 68H237V69H238ZM7 69H8L7 71L9 72V68H7ZM43 69H42V70H43ZM233 69H235V70H233ZM239 69H240V68H239ZM239 69H238V70H239ZM241 69H242V68H241ZM34 70L32 71V73L34 72ZM39 70H40V69H38V72L36 71L37 74L39 73L38 75H36V78H35V79H32V81H34V80H36V79H37V80L39 79V80H38V81H39V84H38V82H36V81H37V80H36L35 83L32 82V83H34V84H32V85H35L36 83L39 85L40 88H39V87H38L39 89L37 88V90H38V91H37V92H38L37 94L40 93L39 95H41V96H44L43 94H45V97L43 98V99H45V100H43V99L40 100V98H41V96H40V98H38V100H39L38 103H42L41 101H43L44 103H45V101H46V103H47V98H50L49 95H51L52 93H51V94L47 93V92H49V88L45 87L44 85H47L48 82H46L47 80H44V79H45V78H46V79H49V78H48L49 74H48V76H44V75H43V74H44V72H43L44 70H43V71H42V70L39 71ZM197 70H199V71L197 72ZM172 71H173V73H172ZM189 71H190V72H189ZM200 71H201V72H200ZM220 71H219V72H220ZM8 72H7V74H8V76H9V73H8ZM40 72H42V74H41ZM191 72L194 73V77H192L193 74H192ZM199 72H200L201 74H200ZM205 72H207L208 74L205 73ZM238 72H240V71H238ZM238 72H237V73H238ZM188 73H189V75H188ZM190 73H191L192 75H191ZM198 73H199V74H198ZM226 73H227V74H226ZM234 73H233V76L235 75ZM30 74H31V72H30ZM40 74H41V75H40ZM205 74H207L208 76L205 75ZM31 75H32V74H31ZM33 75H34V74H33ZM33 75H32V77H34ZM210 75H211V76H210ZM212 75H215V76H212ZM240 75L242 76L241 73H240ZM5 76H6V72H5ZM5 76H4V77H5ZM37 76H38V77H37ZM189 76H190V77H189ZM198 76H199V77H198ZM201 76H202V77H201ZM225 76H226L227 78H226ZM195 77H197L196 79H197L199 82H195ZM215 77H216V78H215ZM229 77L233 78V80H231V78L229 79ZM40 78H42V79H40ZM43 78H44V79H43ZM205 78H206V80H205ZM224 78H225L226 81L223 80ZM239 78H240V77H238L237 80L242 81V80L239 79ZM50 79H49V80H50ZM53 79H52V80H53ZM189 79H190V80H189ZM220 79H222L223 81H222V80L220 81ZM9 80H10V77H7V76H6L5 79H3V81H2V88L4 87V92H6L5 88H8L7 91L9 92L10 89H12V88L18 86V84H17L16 82H15V83H16V85H15V84H13L12 80H11L12 83H11ZM40 80H42V81L44 80V81L42 82V81H40ZM49 80H48V81H49ZM230 80H231L233 83L231 82V84H230V82H227V81H230ZM237 80L235 81V83L237 82ZM155 81H156V84H155ZM206 81H207V82H206ZM214 81H215V82H214ZM219 81H220V82H219ZM9 82H10V84H9ZM23 82H24V81H23ZM53 82H54L56 85H59V87H60L62 93H64V94H61V96L63 95L62 97H60V95L57 96V95H58L57 93H55L54 96H52V95H53V94H52V95H51V99H52V97L54 98V99H53L54 101H52V103H54V105H56L57 107L60 106V108H61L60 110H62V107H61V103H62V102L59 101V103H58L56 97H59V100H60V99L63 98L64 96H67L68 100L70 99V101H68L67 98L64 97L65 100H67L66 103L64 102L66 105H64V103H63V105H64V106H63L64 109L67 111V109L69 108L68 111L70 112V107H71V109H74V110H75V108H74L73 105H72L73 103L71 102V101H73V100H71V98H72V96H73L74 94L71 96L70 93H71V92H73V93H74V92L77 93V91H75V90H73V89H71V88H69V87H66L65 85H64V87H62V86H63V83H62V86H61V84H59L55 79L53 80ZM221 82H222V84H221ZM26 83H27V82H26ZM26 83L24 82L25 85L22 83V85H24L25 88L28 87V86L26 87ZM42 83H43L44 85H41ZM219 83H220V84H219ZM235 83H234V84H235ZM239 83H241V82H239ZM239 83H238V84H239ZM7 84H8V85H7ZM12 84L14 85V87H12ZM37 84H36V86H37ZM212 84H213V85H212ZM217 84H218V85H217ZM27 85H31V83H30V84H27ZM222 85H223V89L220 91L219 89H220V86H222ZM227 85L229 86V88L232 87V89H231V90H232L231 93H230L229 88H228ZM236 85H237V84H236ZM42 86L44 87V89H43ZM150 86H152L153 88H152V87L150 88ZM154 86H155V87H154ZM225 86H226V87H225ZM9 87H12V88H9ZM21 87H22V86L19 84V87H17L18 89L16 88V90H19V88H21ZM147 87L150 88V91L148 90ZM157 87H158V88H157ZM185 87H187V88L189 89V93H188L187 96H184V102H181V103H180V102H179V96H180V97L183 96V95L181 94V91H182V89L185 88ZM25 88L22 87L21 89H23V90H21V89L19 90V91H21V93H22L23 95H21L20 92L16 91L15 94L17 95V92H18V96H20V97H17V98H16V95H14L15 98H14V96H13V98H11V99H13V101L16 100L17 102H16V101H14V102L11 101V104H10V100H11L10 97H9L8 99H7V97L9 96L10 93L12 94V92H13L12 90H13V89L10 90V91H12V92L7 93L8 96H6L5 93L2 91V92L4 93L3 95L6 96L7 102L9 101V102H8V103L10 104V105L8 104V105H9V109H11V110L16 109V108H13V107L10 108V106H11L13 103L16 102L15 105H19V102L24 101V98H26V96H27L25 93L29 92L28 88L33 89V92H34V90H35V86H34L33 88H32L31 86H29V87L27 88L28 91H26ZM143 88H145V89H147V91H149V92H147L148 94L144 91L145 89L142 90ZM154 88H156V89H154ZM204 88H205V89H204ZM206 88H209V89H206ZM227 88H228V89H227ZM24 89H25V90H24ZM31 89H30V90H31ZM42 89H43L44 91H41ZM47 89H48V90H47ZM67 89L70 90V93H69V90H67ZM158 89H159V90H158ZM235 89H236V88H235ZM226 90H228V91H226ZM237 90H238V89H237ZM14 91H15V89H14ZM22 91H23V92H22ZM24 91H25V92H24ZM40 91H41V92H40ZM140 91H141V92H140ZM143 91L145 92L146 95L144 94ZM151 91H152V93H151ZM155 91H156V92H155ZM178 91H179V93H178ZM203 91H204V92H203ZM219 91H220V92H219ZM222 91H223V92H222ZM30 92H31V91H30ZM30 92H29V93H30ZM43 92H44V93H43ZM153 92H154V93H153ZM157 92H158V93H157ZM173 92H174V94H173ZM232 92H233V93H232ZM238 92H239V94H237ZM29 93H27V94H29ZM31 93H32V92H31ZM46 93L49 94V95H46ZM142 93H143V94H142ZM169 93H170V95H169ZM255 93H256V92H255ZM255 93H253V91H252V94H253V95H251V91H250V94L247 92L246 94H243V95H244L243 98H244V97H245V98H250V95H251L252 97H254V99L256 98L255 95H256L257 97H261V96H259L260 94L258 95V94H255ZM257 93H258V92H257ZM19 94H20V95H19ZM139 94H140V95H139ZM152 94H153V95H152ZM254 94H255V95H254ZM24 95H25V97H24ZM39 95H38L37 97H39ZM150 95H151V96H150ZM156 95H157V96H156ZM240 95H241V96H240ZM5 96L3 97V99H2V97H1L2 101H4ZM10 96H11V95H10ZM33 96H34V94H33ZM48 96H49V97H48ZM55 96H56V97H55ZM68 96H69V97H68ZM134 96H133V98H134ZM142 96H143V97H142ZM166 96L168 97V99L172 97V98H171L172 100L175 98V100H173L174 103H173L172 100L170 101V102H171V103H170L168 100L164 99V98H166ZM227 96H228V97H227ZM231 96H232V97H231ZM246 96H247V97H246ZM23 97H24V98H23ZM29 97H30V96H29ZM46 97H47V98H46ZM234 97H235V99H234ZM238 97H240V98H238ZM252 97H251V99H253ZM19 98H20L22 101H19V100H20ZM73 98H74V97H73ZM142 98H143V99H142ZM156 98L159 99V100H157ZM6 99H5V100H6ZM9 99H10V100H9ZM26 99L28 100V98H26ZM26 99H25V101H26V103H27V100H26ZM36 99H37V98H36ZM137 99H138V100H137ZM29 100H30V99H29ZM29 100H28V101H29ZM196 100H197V102H196ZM199 100H200V102L202 101V103H203V102L205 103L206 101L210 100L209 103L206 102L205 104H206V105L211 104V106H208V107H206V109H205V108H204V105H203L204 103L202 104V103L198 102ZM49 101H50V100H49ZM49 101H48V103H49ZM61 101H64V100H61ZM7 102H6V103H7ZM12 102H13V103H12ZM56 102H57V103H56ZM137 102H138V103H137ZM190 102H191V103H190ZM44 103H43V104H44ZM52 103H51V104H52ZM70 103H71V104H70ZM142 103H143V104H142ZM169 103H170V104H169ZM177 103H178V104H177ZM196 103L199 104V105H196ZM21 104H22L23 106L25 105L24 102H22ZM43 104H41V106H43ZM139 104H140V105H139ZM175 104H176V105H175ZM2 105H4V102H3ZM49 105H50V104H49ZM49 105H48V108H46V109H45V106H46V105H44V108H43L44 111H43L42 109H40V111H43V112L46 113V110L49 109ZM58 105H59V106H58ZM193 105H194L195 107H194ZM206 105H205V106H206ZM214 105H215V106H214ZM6 106H7V104H6ZM13 106H14V104H13ZM20 106H21V105H20ZM23 106H21V108L19 107V108H20L19 110L17 109L18 112L22 113L23 111H26L27 113H26V112H23V113H25V114H28V113H29L28 115H24V114L22 113V116H21V114L19 113V117H16V115H17V113H16V115H14L15 117H13V118L10 117V119H12L11 121H13V120L15 121V120H16L15 123H12V122L9 121V124H8V123L6 122V121H8V120H6V121H3V120H2L3 122H6V124L0 122V124H1V123H2V124H5V126L8 124L9 126H11V128H12V126L14 127V125H15L16 122H17V125H18L17 127H18L19 129L16 130V131H19V130H20L21 133H20V132H19V133L22 134V137H23V138H22V139L20 138L21 135L18 134V132H17L16 135H14L13 132H10V131H12V129L9 130V133H8L7 130H6V127H4V128L2 127V129H4V133H5V134H7V133H8V135L11 134V135H9L11 138H10L8 135L6 136L5 134L1 133L2 131L0 130V137H3V138H1V140H0L1 142H0V143L2 144V143H5V142H6L5 144H8V146H10V144L12 143V146H13V145H15V144H13V142H14L16 139H17V140H18V139H21L20 143H21L23 146H24V144H25V146H26V142H27V141H24V140H26L25 137H26V138L28 137V138L30 139V136L32 135L33 138L31 137V139H30V140H32V142H29L30 140H28V142H29V143H34V142H35V145H34V144H33V145L31 144L32 146H34L33 148H30V147H29L30 145H29V146L27 145L26 147L29 148V151L32 149V150H31L32 152H33V149H36V150L34 151L35 154H34V152L32 153L33 155L30 154L31 152H30V153L28 152V153L31 155L32 159H33V157H35V156H36V157L34 158V160H29L28 158H26V157H28V155L26 156L25 153H23L22 150H24V147H22V145L19 144V140H18L17 143H18L19 145L17 144L18 146H15V147H16V148L14 147L15 149H14V148H9V149H8L9 151H10L11 149H14V150H11V152H12V151H13V153L15 152L16 155H15V154L13 155L11 152H10V154H7V151H6V152L3 151V154L5 153V155H2L1 152H0V155L3 156V157H2V156L0 157V161L2 160V161H5L6 163H8L7 161H12V162H9V163H13V160H16L15 158H17L16 156H18V154H19V157H20V155H22V154H20V153H23V154H24L23 157L26 156V157H25V160H24L25 163H26L28 160H29L30 162H31V161H32V162H35V161L37 162V158H38V159L41 158V157L39 158L38 155H42V156H43V154H41L42 152H40V151H41L40 149H43L44 145L47 144V141H46L45 144H44V143H42V142H44V140H43L44 138H42L43 141H42V140H39V139H41V138H40V137H41L40 135H44L45 133L43 132V134H42V132L38 131V132L41 133V134H40V133L38 134V132L36 131V129L38 130V127H37L36 129H34V130L36 131V133H34V132H35L34 130H31V131H34V132H32L31 134H29V136H28V133L31 132V131H30L31 128L28 129V127H27V128L25 129L24 127H22V129L24 128L23 131H24V130L26 131V135H25V133H24V136H23L22 130H21V128H20V127H21V124H18V123H20V122H21V123H23V122L25 123V122H26V121L23 120L24 117L27 118V116H28V118H27V120H28V119L30 118V115H31V114H33V113L36 114L34 111L31 112L32 110H30V109H26V110H24L25 108H24ZM52 106H53V105H52ZM69 106H70V107H69ZM192 106H193L195 109H194ZM197 106L199 107V109L202 108L201 106H203V108H202L201 110H199ZM2 107H3V106H2ZM4 107H5V106H4ZM7 107H8V106H7ZM15 107H17V106H15ZM22 107H23L24 109H23ZM38 107L41 108V107L39 106V104H38ZM186 107H187V108H186ZM190 107H192V108H190ZM12 108H13V109H12ZM39 108L37 109L38 112H40V111H39ZM55 108H56V107H55ZM66 108H67V109H66ZM22 109H23V110H22ZM64 109H63V110H64ZM4 110H5V109H4ZM20 110H22V111H20ZM50 110H51V107H50ZM53 110H54V109H53ZM193 110H194V111H193ZM197 110H199L200 112H203V113H200V114H199V111H198V114H197ZM203 110H204V111L207 110V113H204ZM208 110L211 112V113H210L211 116L208 115V113H209ZM213 110H215V109H213ZM13 111L17 112L16 110H13ZM28 111H30L31 114H30V112H28ZM48 111H49V110H47L46 117H48V115H49V114H48ZM57 111H58V109H57ZM66 111H64V113L61 112V113H63V114H62V115H59L58 118L60 119V118L62 117L61 120L64 121V120L67 119V116H69V118H70V116L72 115V116H71V118H72L73 116L75 117L76 115H78V114H77L78 112H77L76 110H75V113H74L73 110H71L72 112H70V113H73V114H69L68 111H67V112H66ZM4 112H5V111H4ZM4 112H3V113H4ZM9 112H10V111H9ZM9 112H8V113H9ZM15 112H11V113L15 114ZM52 112H53V111H51V112H49V113H52ZM55 112H56V111H55ZM55 112H53V114H54ZM65 112H66V114H65ZM205 112H206V111H205ZM3 113H2V114H3ZM5 113H6V112H5ZM5 113H4V114H5ZM11 113H10L9 115H12ZM61 113H60V114H61ZM218 113H219L218 115H220L221 112L218 110ZM41 114H42V112L40 113L39 117L41 116ZM57 114H58V112H57ZM206 114H207V115H206ZM5 115H6V114H5ZM5 115H4V116H5ZM42 115H44V113H43ZM55 115H56V114H55ZM64 115H65L66 119H65V118L63 119V116H64ZM84 115H85V114H84ZM195 115H196V116H195ZM200 115H201V116H200ZM202 115H203V116L205 115V116L202 117ZM0 116H1V114H0ZM20 116H21V117H20ZM51 116H52V115H51ZM51 116H49V117H51ZM87 116H88V115H87ZM5 117H6V116H5ZM22 117H23V118H22ZM44 117H45V116H41V118H43V119H44ZM46 117H45V119H46ZM74 117H73V118H74ZM85 117H86V116H85ZM195 117H196V118H195ZM201 117H202V118H201ZM207 117H209V118H208L209 120L207 119ZM210 117H212V119H211ZM215 117H216V118L218 117L217 114H215ZM3 118H4V117H3ZM14 118H15V119H14ZM17 118H20L19 121H17V120H18ZM53 118H54V117H53ZM56 118H57V117H56ZM56 118H54V119H56ZM79 118H80V117H79ZM86 118H87V117H86ZM216 118H214V119H216ZM218 118H219V117H218ZM220 118H221V117H220ZM10 119H9V120H10ZM38 119H40V118H38ZM43 119H41V120H43ZM47 119H48V118H47ZM47 119H46V120H47ZM75 119H76V117L74 118V120H75ZM210 119H211V120H210ZM21 120H23V121H21ZM25 120H26V119H25ZM61 120H60V122H62L61 124H63V121H61ZM72 120H73V119H71V121H72ZM79 120H80V119H79ZM79 120H78L77 122H79ZM82 120H83V119H82ZM82 120H81V121H82ZM84 120H85V119H84ZM84 120H83V123H84ZM199 120H200V121H199ZM43 121H44V120H43ZM43 121H42V122H43ZM49 121H52V120H50V118H49V119H48V123H49ZM57 121H58V120H57ZM57 121H56V123H57ZM67 121H68V122L65 121L64 123L69 124V123H70V122H69L70 119H68ZM89 121H90V120H89ZM206 121H207V123H206ZM42 122H41V123H42ZM73 122H74V121H73ZM87 122H88V121H87ZM87 122H86V123H87ZM208 122H209V123H208ZM10 123L13 124V125H11ZM26 123H27V122H26ZM26 123L24 124V126H25V125H28V123H27V124H26ZM53 123H55V122H53ZM88 123H89V122H88ZM210 123H211V124H210ZM214 123H215V121H214ZM46 124H47V122H46ZM61 124H60V126H61ZM72 124H73V123H72ZM72 124H71V125H72ZM74 124H75V123H74ZM77 124H78V123H77ZM79 124H82V122H81V123L79 122ZM79 124H78V125H79ZM205 124H206V125H205ZM209 124H210V125H209ZM212 124L214 125L213 128H212ZM22 125H23V124H22ZM38 125H40V124H38ZM48 125H50V124H48ZM65 125H66V124H65ZM82 125H83V124H82ZM82 125H81V126H82ZM84 125H85V124H84ZM203 125H204V126H203ZM1 126H2V125H1ZM1 126H0V127H1ZM19 126H20V127H19ZM40 126H41V125H40ZM55 126L58 127L59 125H58V126H57V125H54V127H55ZM63 126H64V124H63ZM87 126H88V124H87ZM209 126L213 129V131H211L212 129H211ZM17 127L14 128L13 130L17 129ZM45 127L47 128V125H46ZM49 127H50V126H48V128H47V132H46L47 134L44 135L45 138H47L48 136L51 137V135H53V134L50 132L52 129L49 131V132L51 133V135H50V134L48 135V133H49V132H48ZM56 127H55V128H56ZM61 127H62V126H61ZM64 127H65V129H66V126H64ZM70 127H71V126H70ZM72 127H73V125H72ZM72 127H71V128H72ZM74 127H77V125L74 126ZM74 127H73V129H74ZM7 128H10V127H7ZM46 128H45V129H46ZM51 128H53V124H52V127H51ZM55 128H54V130H55ZM78 128H79V126H78ZM83 128H84V126H83ZM85 128H86V127H85ZM39 129H40V127H39ZM41 129L43 130L44 127L41 128ZM57 129H58V128H57ZM57 129H56V130H57ZM59 129H60V127H59ZM59 129H58V131H59ZM65 129H64V130H65ZM75 129H77V128H75ZM27 130H29V131H27ZM42 130H41V131H42ZM64 130H63V128H62V132H63ZM66 130H67V131H68V130L70 131V129H66ZM77 130H78V131L76 132V134H78V136L80 135L79 133H81V132L84 133V131H85V130H82V127L79 128V129H77ZM79 130H81V131H79ZM44 131H46V130H44ZM58 131H57V133H58ZM6 132H7V133H6ZM53 132H54V131H53ZM62 132H59V134H58V138H59L58 141H61V144L58 143V142H56V141L54 140L55 138H56V140L58 139L57 137H55L56 134L54 135L55 138H54V139L52 138V139L54 140V141H53V140H52V141H53L54 143L56 142V145H57V146L61 145V146H59L61 149L59 148L60 151L58 152V147H56V148H57V150H56L57 152H55L56 155H55L54 152H51V153H53V154H51L50 151H52V150H50V149H52V146H55L54 143H53V145L51 146V145H50V144L52 143V142H51V143L49 144V146H51L50 149H47V150H50V151H47V154L49 153L48 156L51 155V156H50V159H49V157H48V160H50V162H52L51 160L53 159V157H54V158H55V157H58V158H55V159H57V161L59 162V160L62 158V161H60V162H63V163H64V162H67V161H66V160L63 161V159H64L65 157L68 156L67 159L69 158V160H68L67 163H70V162H71L70 160H73L72 163H73V162H78V159L80 158L79 155L81 154V151H82L84 148H83L82 150L80 149V152L78 153V151H79V149H78L79 146H77V145H79V144L77 143V145H75V146H77L76 148H77L78 151L76 150L77 152H75V149H76V148H75V146H73V143H76L77 141L79 142V138L77 137V138H78V140H77L76 137H75L76 135H74L75 140H77V141H75V140H74V137H72V136H71V137H72L73 139L71 138V139L68 140V139H67V138H68V137H67V133L65 134V132H66V131H65L64 134H65L66 136H65V135H64V136L67 137L66 139H67L69 142H71V140H72V145L70 144V146H69V145H68L69 143H67V140L64 139L65 142H66V146H69V147H66V148H65V144L62 145V142H63L64 140L61 139V138L59 137V135L61 136ZM71 132H72V131H71ZM71 132H70V133H71ZM74 132H75V131H74ZM78 132H79V133H78ZM207 132H208V133H207ZM212 132H214V133H212ZM15 133H16V132H15ZM54 133H55V132H54ZM211 133H212V135H210ZM1 134H2V135H1ZM34 134H35V135H34ZM68 134H69V132H68ZM72 134H73V133H72ZM72 134H70V135H72ZM87 134H89V133H87ZM13 135H14V136H13ZM17 135H20V137L17 136ZM33 135H34L35 137H34ZM36 135L39 136V137H37ZM85 135H86V134H85ZM85 135H83V134L81 135V136H83V138H84V139L82 138V141H85V138H86V137L92 136V135H94V133H93V134L90 133L89 136H85ZM206 135H207V136H206ZM4 136H5V137H4ZM12 136H13V137H12ZM15 136H17V138H16ZM46 136H47V137H46ZM7 137H8V138H7ZM36 137H37V138H36ZM95 137H97V136L94 135L93 138L89 137L88 139H90V138H91V139H94ZM211 137H212V139H211ZM215 137H216V136H215ZM5 138H6V141H5ZM12 138L15 139V140H14L13 142L11 141L10 143H7V140L9 139V140H8V142H9L10 140H12ZM28 138H27V139H28ZM34 138H35V139H38L39 141H38V140H36L37 142L34 141V140H35ZM97 138H99V136H98ZM102 138H103V137H101V138H99V139L102 140ZM111 138H112V137H111ZM113 138H114V137H113ZM3 139H4V140H3ZM80 139H81V137H80ZM88 139H87V140H88ZM95 139H96V138H95ZM95 139H94V141L97 140V139H96V140H95ZM103 139H104V138H103ZM205 139H206V140H205ZM215 139H216V138H215ZM2 140H3L4 142H3ZM22 140H23V141H22ZM45 140H46V139H45ZM87 140H86L85 143H84V142H81V143H84V146H86L85 144H86V143H89V142L91 141V140H90V141L88 142ZM104 140H106V139H104ZM110 140H111V139H110ZM113 140H114V139H113ZM113 140H112V141H113ZM48 141H49V140H48ZM80 141H81V140H80ZM203 141H204V142H203ZM218 141H220L221 143H219ZM23 142H24V143H23ZM28 142H27V144H28ZM49 142H50V141H49ZM92 142H93V140H92ZM98 142H99V141H97L96 143H98ZM100 142H102V141H100ZM108 142H109V140H108ZM128 142L131 143L130 140H129ZM214 142H217V144L214 143L213 145H210L211 148H213V147H214V148H221V147L225 148V147L229 146V144L226 142V140L224 141L225 143H224L221 139H219V140H215ZM14 143H16V142H14ZM40 143H41V144H40ZM81 143H80V144H81ZM96 143H95V144H96ZM105 143H106V142H105ZM105 143H104V144H105ZM109 143L111 144V141H110ZM58 144H59V145H58ZM92 144H93V143H92ZM98 144H99V143H98ZM116 144H117V143H116ZM116 144H115V145H116ZM118 144H119V143H118ZM121 144H123V143H120V145H121ZM124 144H126V143H124ZM202 144H203V145H202ZM205 144H206V143H205ZM223 144H224V146H222ZM225 144H226L227 146H226ZM242 144H243V143H242ZM36 145H37V146H36ZM88 145H89V144H88ZM88 145L85 147V149L88 148ZM102 145H103V144H102ZM240 145H241V143H240ZM240 145H239V146H240ZM12 146H10V147H12ZM20 146H21L23 149H20V148H21ZM35 146H36V147H39V148H35ZM45 146H46L47 148L49 147L48 145H45ZM62 146H63L64 149L62 148ZM71 146H72V149H71ZM90 146H91V145H90ZM93 146H94V145H93ZM97 146H99V145H97ZM109 146H110V145H109ZM121 146H122V147H125V149H126V147H127V145H125V146L121 145ZM128 146H129V145H128ZM242 146H243V145H242ZM5 147H6V149H7V145H6V146L3 145V148H4V149H5ZM46 147L44 148L45 150L43 149V152L46 151ZM95 147H96V145H95ZM116 147H117V146H114V148H113L114 150H113V149H112V145H111V149H110V147H109V149H110V150H113V152H114L116 149L118 150V147H117V148H116ZM3 148H2V150H4ZM28 148H27V150L25 149V151H28ZM53 148H55V147H53ZM56 148H55V149H56ZM69 148L71 149V150L69 151L71 154L68 152V150H66V149H69ZM81 148H82V147H81ZM89 148H90V147H89ZM89 148H88V149H89ZM16 149H17V150H16ZM19 149H20V150H19ZM38 149H39L40 151H38ZM55 149H54L53 151H55ZM62 149H63V151H62L63 153L59 154V153L61 152ZM90 149H91V148H90ZM95 149H97V148H95ZM95 149H94V150H95ZM129 149H130V148H129ZM0 150H1V145H0ZM2 150H1V151H2ZM105 150H106V149H105ZM119 150H123V149H119ZM126 150H127V149H126ZM126 150H125V151H126ZM130 150H132V149H130ZM9 151H8V152H9ZM16 151H18V153H16ZM19 151H20V153H19ZM36 151H37V152H36ZM85 151H86V150H85ZM85 151H84V152H85ZM101 151H104V150H101ZM108 151H109V150H108ZM66 152H68V153H66ZM92 152H93V151H92ZM119 152H120V151H119ZM127 152H128V151H127ZM131 152H132V151H131ZM204 152H205V153H204ZM57 153H58V154H57ZM64 153H65V154H64ZM73 153H74V154H73ZM105 153H106V152H105ZM107 153H108V152H107ZM114 153H115V152H114ZM116 153H117V151H116ZM120 153H121V152H120ZM122 153H123V152H122ZM124 153L126 154V152H124ZM129 153H130V152H128V155H129ZM6 154L8 155L7 157H9V158H10V155L13 156V158H11L12 160H9L8 158H6V159H1V158H5L4 156H6ZM45 154H46V152H45ZM62 154H63V156H61ZM75 154H77V155L79 154V155L77 156V155H75ZM83 154H84V153H83ZM86 154H87V153H86ZM86 154H85V155H86ZM99 154H102V153L100 152ZM99 154H97V155H99ZM30 155H29V157H30ZM58 155H59V156H58ZM71 155H72V157H71ZM73 155H75V156H73ZM88 155H89V153H88ZM93 155H94V154H93ZM116 155H118V154H116ZM119 155H120V154H119ZM44 156H45V155H44ZM76 156H77V157H76ZM83 156H84V155H83ZM129 156H132V155H129ZM129 156H128V157H129ZM134 156H135V155H134ZM196 156H197V157H196ZM203 156H202V157H203ZM14 157H15V158H14ZM46 157H47V156H46ZM60 157H61V158H60ZM75 157H76V158H75ZM87 157L90 158L89 156H87ZM91 157H92V156H91ZM105 157H106V156H105ZM111 157H112V154L109 153L108 156H107V160H106V161H108L107 163H109V162H111V161L113 160V159H111ZM21 158H22V157H21ZM73 158H75V160H74ZM77 158H78V159H77ZM82 158H83V157H82ZM85 158H86V157H85ZM23 159H24V158H23ZM44 159H45V158H44ZM76 159H77V160H76ZM96 159H97V158H96ZM126 159H127V158H126ZM18 160H19V158H18ZM21 160H22V159H21ZM21 160H19V161L21 162ZM94 160H95V158H94ZM104 160H105V158H104ZM136 160H138V159H136ZM19 161H17V163H20ZM24 161H23V163H24ZM43 161H44V163H46L45 160H43ZM46 161H47V160H46ZM57 161H56V163H57ZM80 161L82 162V159H81V160L79 159V162H80ZM84 161H85V160H84ZM84 161H83L82 163H84ZM90 161H91V160H90ZM5 162H3V163L6 164ZM32 162H31V163H32ZM54 162H55V161L53 160L52 163H54ZM60 162H59V163H60ZM85 162H87V161H85ZM0 163H2V162H0ZM14 163H16V162L14 161ZM27 163H28V162H27ZM48 163H49V162H48ZM63 163H61V164H63ZM89 163H90V162H89ZM104 163H105V162H104ZM33 164H34V163H33ZM38 164H39V163H38ZM40 164H43V163H40ZM57 164H58V163H57ZM86 164H87V163H86ZM95 164H96V163H95ZM101 164H103V163L101 162ZM105 164H106V163H105ZM146 170H148L147 167H146ZM150 170H151V171H150ZM148 171L151 172V173L153 172V173H155V174L160 173V172H158V171H154V170H152V169H149ZM160 174H162V173H160ZM238 175H240V176H238ZM235 177H236V178H241V174L233 175V176L230 177V179H231V180H234V179H236ZM230 199H232V198L227 197L226 200L228 201V203L231 202L230 204H232V205H231V206L229 205L228 207H231V209H232V206L235 205V204H237V202H236L237 200L234 201V200L232 199V200L234 201V204H233V203H232V200L229 201ZM226 200H225V201H226ZM238 202L241 203L240 200H239ZM239 203H238V205H235V207H237L238 209H237V208L234 209L235 207H233L232 211H230V210H231L230 208H229V211H228V207L225 206V209H224V207H223V210H220L221 213L219 212V209H221V208H217V209H216V208H213V207H212V208H211V207H208V209H209V211H208V209H207L205 206L203 207L202 205L199 206V207H196L195 209H197L199 213L202 212L201 215H204V216H205V214H206L205 211L207 210V211L209 212L210 215L207 214V215H206L205 217H203V218L206 219L207 216L211 217V219H210L209 217H207V219H206V221H207L208 218H209V219H210L209 222L212 220V214H211L212 212H211V211H213V210H214V211L216 210V212H217V210H218V212H219L220 214H219L218 212H217V214L220 216V218L226 214V216H227V215H230L229 217H231L233 220H235V219H234V216H236V214H235L236 211L239 210V212H240V209H241V208H239V207L241 206V204H239ZM201 208H204V209L206 208V209H205V211L203 212L204 209L201 210ZM210 208H211V209H210ZM195 209L191 210V212H190V210H187V211H189V213H192L193 211H194V212H197V210H195ZM212 209H213V210H212ZM225 210H227V213L224 214ZM234 210H236V211H234ZM214 211H213V214L216 215V212L214 213ZM222 212H223L224 215L221 216ZM228 212H229V214H228ZM230 212H231V213H230ZM203 213H205V214H203ZM232 214H234L233 217L231 216ZM215 215H214L213 217H215ZM218 215H217V216H218ZM181 216H183V215H181ZM181 216H177V217L179 218V217H181ZM185 216H186V215H184V217H185ZM217 216H216V217H217ZM219 216L217 217V219L219 218ZM237 216H238V217H235V218H236L237 220L241 221V223H239L237 220H235L236 222H235V221L232 222L233 220L231 221L230 219H228V221H227L225 218H224V219H222L223 217L221 218L222 220H226V222L224 221L225 223L221 221V222H222L221 225H223V223H224V225H227V227H225V230H226V232H225L224 227H223L224 225L222 226V227H223V229H222L223 231H222V230H220V231H222L223 233L225 232L226 234L223 235V233L221 232V233H222V236H220V237H223V236L226 237V236L235 235L236 233H240V232L242 231V228H243V226H244L243 223H242L243 221L240 220V219H242V218L240 217L241 215H238V214H237ZM229 217L227 216L226 218H229ZM238 218H240V219H238ZM217 219H213V220L216 221ZM213 220H212V221H213ZM215 221H213L211 224H212V226H214V223H216V225L219 224V225H218V228H217V230H219V227H221V226H220V219H218V221H216V222H215ZM209 222L207 221L208 225H211V224H209ZM228 222H229V223L232 222V223H230L231 225L228 224ZM236 223H237V224H236ZM238 223H239L240 226L238 225ZM241 224H242V225H241ZM216 225H215V226H216ZM235 225H236V227H234ZM237 225H238V226H237ZM212 226H208L210 229L207 227L206 230H209V231L212 230V231H213V229H215V228L212 227ZM232 226H233V227H232ZM211 227H212L213 229H211ZM216 227H217V226H216ZM222 227H221V228H222ZM241 227H242V228H241ZM221 228H220V229H221ZM231 228H233V229L231 230ZM239 228H240V229H239ZM238 229H239V230H238ZM185 230H186V231H187V230L189 231L190 229H185ZM185 230H183V231H181V232H182L183 234H187L188 232L185 233ZM206 230H205V232L209 233L207 236L212 235V236L214 237V235H215L217 238L219 237L218 234L215 233V230H216V229L214 230V233H215V234H212V233H211L212 231L209 232V231H206ZM217 230H216V231H217ZM227 230H230V232H229L230 234H227V233H228ZM234 231H237V232H234ZM239 231H240V232H239ZM205 232H203V233H201V234L206 235L207 233H205ZM218 232H219V231H218ZM218 232H217V233H218ZM231 232H234V233H231ZM210 233H211V234H210ZM219 233H220V232H219ZM219 235H220V234H219ZM225 235H226V236H225ZM212 236H211V237H212ZM216 237H214V238H216Z\"/></svg>",
	"mask_w": 264,
	"mask_h": 264
},
{
	"label": "built area",
	"instance_id": "obj_4",
	"mask_svg": "<svg viewBox=\"0 0 264 264\" xmlns=\"http://www.w3.org/2000/svg\"><path fill=\"white\" fill-rule=\"evenodd\" d=\"M188 93H189V89L187 87L183 88L181 91V94L183 95L182 97L187 96Z\"/></svg>",
	"mask_w": 264,
	"mask_h": 264
}]
</instances>
